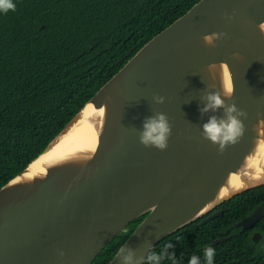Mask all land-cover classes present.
<instances>
[{"label": "water", "instance_id": "obj_1", "mask_svg": "<svg viewBox=\"0 0 264 264\" xmlns=\"http://www.w3.org/2000/svg\"><path fill=\"white\" fill-rule=\"evenodd\" d=\"M213 33L227 35L210 46L204 36ZM228 82L227 102L247 118L240 117L245 131L238 142L221 152L203 137L202 125L211 115L223 116V109L202 116L200 108L208 91H222ZM158 95L164 104L155 102ZM107 98L108 116L94 119ZM158 111L172 125L164 151L139 139L145 118ZM261 185L264 0H199L146 42L0 188V264H93L142 215L107 264H119L126 247L146 258L149 245ZM262 217L264 201L237 225Z\"/></svg>", "mask_w": 264, "mask_h": 264}, {"label": "trees", "instance_id": "obj_2", "mask_svg": "<svg viewBox=\"0 0 264 264\" xmlns=\"http://www.w3.org/2000/svg\"><path fill=\"white\" fill-rule=\"evenodd\" d=\"M199 0H13L0 12V188L44 150L72 117L154 35ZM232 199L214 219L193 221L162 239L178 264L204 249L214 264H264V240L231 233L264 196V186ZM260 193V200L252 195ZM243 197V196H242ZM145 215L130 223L95 258L107 264ZM264 237V218L258 223ZM163 264H170L165 260Z\"/></svg>", "mask_w": 264, "mask_h": 264}, {"label": "clouds", "instance_id": "obj_3", "mask_svg": "<svg viewBox=\"0 0 264 264\" xmlns=\"http://www.w3.org/2000/svg\"><path fill=\"white\" fill-rule=\"evenodd\" d=\"M9 10H16L13 0H0V12L7 13ZM226 35V33H213L204 36V41L208 45L214 46L216 40L222 39ZM214 68L215 65H209V71L212 73L213 79H215ZM208 87L214 89L216 86L212 84ZM232 91L231 82H228L226 86L222 84V91H208L203 97L206 103L200 108L202 116L223 109V116L211 115L202 125L203 137L213 144H217L221 152L228 145L237 143L245 131V125L240 117L247 118V113L240 110L235 103L229 104L227 102V100L232 99ZM165 99V97L159 95L154 97L157 104H164ZM171 135L172 125L167 114L158 111L154 115L145 118L139 133V139L145 147H155L164 151L169 146L168 142ZM173 247V243L169 242L157 252L149 245L150 251L146 258H137L139 250L126 247L121 249L118 254L119 264H163L165 260L170 261V264H178L175 253L170 251ZM203 256V264H214L216 250L213 247H206ZM188 264H202L201 258L193 255Z\"/></svg>", "mask_w": 264, "mask_h": 264}, {"label": "flooded vegetation", "instance_id": "obj_4", "mask_svg": "<svg viewBox=\"0 0 264 264\" xmlns=\"http://www.w3.org/2000/svg\"><path fill=\"white\" fill-rule=\"evenodd\" d=\"M261 186H264V185H261ZM256 188H258V186L255 187V188H252V189H256ZM249 190H251V189H249ZM249 190H246V191H244V192H242V193H240V194L234 196L233 198H231V199L228 200V201H231L232 199H235V198L237 199V197H239V199L247 198V197H246V193H249V192H248ZM242 196H243V197H242ZM252 196L254 197V200H252V201L260 200V198L262 197V195H261L260 193L254 194V195H252ZM263 201H264V196H263V199H261V200H260V201H259V202H258L253 208H252V210H251L247 215H245L244 217L238 219L237 222L234 223L235 227L232 229L233 231H232L231 233L225 235L224 237H227V236L231 235V236L228 238V239H230L232 236L238 234L239 232H246V233H249V234H250V238H251V240H252V246L255 247V246L261 244V243L263 242L262 240H264V237H263V234L261 233V231L258 229V223H259L264 217H262L258 222H255L254 224H252V225H250V226H248V227H243L242 225H237V223H239L240 221H242L243 219H245V218H247L249 215H251V213L255 210V208L258 207ZM226 202H227V201H225L223 204L217 206L214 210H212L211 212H209V213L206 214L205 216L201 217V220H202V221L207 220L206 218H207L209 215H211V214H213L214 212H217V211H219V210H221V209H224V212H223L222 214H224L225 212H227L228 209H229V206L225 204ZM222 214H220V215H222ZM220 215H219V216H220ZM216 217H218V216H216ZM213 219H214V218H213ZM228 239H226V240H228ZM214 240H215V239H213V241H214ZM226 240H225V241H226ZM213 241H211V244H212V245H213V243H212ZM223 242H224V241H223ZM219 243H220V242H219ZM216 244H217V243H216Z\"/></svg>", "mask_w": 264, "mask_h": 264}, {"label": "bare ground", "instance_id": "obj_5", "mask_svg": "<svg viewBox=\"0 0 264 264\" xmlns=\"http://www.w3.org/2000/svg\"><path fill=\"white\" fill-rule=\"evenodd\" d=\"M131 86L134 87L133 85ZM111 105H112L111 99L110 98L105 99V101L102 103V105L99 108H95L94 112L96 116L94 117V119H96L97 117H100L101 119H105L108 116V113L111 109ZM92 113L93 110L91 111L90 114ZM91 124L96 126L98 123L91 122Z\"/></svg>", "mask_w": 264, "mask_h": 264}]
</instances>
